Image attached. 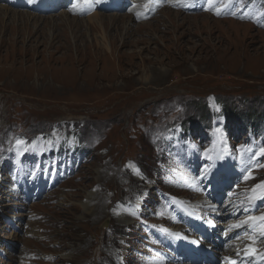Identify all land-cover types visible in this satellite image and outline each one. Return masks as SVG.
<instances>
[{
	"label": "rangeland",
	"instance_id": "374dc122",
	"mask_svg": "<svg viewBox=\"0 0 264 264\" xmlns=\"http://www.w3.org/2000/svg\"><path fill=\"white\" fill-rule=\"evenodd\" d=\"M66 14L88 24L77 39L61 27ZM11 15L0 33V264H189L157 251L171 253L152 229L174 225L171 200L225 213L185 168L183 130L200 159L258 153L261 167L241 184H264V0H237L222 17L166 6L142 22L36 14L44 20L30 36ZM40 161L70 173L25 204L13 174Z\"/></svg>",
	"mask_w": 264,
	"mask_h": 264
},
{
	"label": "bare ground",
	"instance_id": "6f19581e",
	"mask_svg": "<svg viewBox=\"0 0 264 264\" xmlns=\"http://www.w3.org/2000/svg\"><path fill=\"white\" fill-rule=\"evenodd\" d=\"M12 13V22H16L17 19L18 21H22L21 19L24 20V23L22 22L21 24H24V27H22L23 29V35H35L37 32L40 31L41 28V22H43L44 19L40 18L38 15H33L32 12L26 11V10H12L11 7H5V8H1L0 7V33L2 34V36H4L6 34V31L9 28V23H7L4 20L5 15H10ZM67 15V14H66ZM101 17H103V15H100ZM63 19L61 24V27H64L63 31H68V30H72L73 33V37L74 39L79 38V36L77 35V31L80 30L81 28H86V26L88 25L86 23V20L83 19H76V18H72L71 16H61ZM50 19V18H49ZM52 19V18H51ZM15 27V26H14ZM21 27L15 28L13 29L14 34H21L20 31ZM33 30V31H32ZM53 36V40L54 41L56 38L54 37V33L52 34ZM59 36V35H58ZM125 44V42H124ZM165 88V87H164ZM117 223V222H116ZM124 225L129 226L131 224V222H129L128 220H124L123 222ZM112 224V223H111ZM105 226L108 225V222H105L104 224Z\"/></svg>",
	"mask_w": 264,
	"mask_h": 264
},
{
	"label": "snow or ice",
	"instance_id": "6c2138e0",
	"mask_svg": "<svg viewBox=\"0 0 264 264\" xmlns=\"http://www.w3.org/2000/svg\"><path fill=\"white\" fill-rule=\"evenodd\" d=\"M29 2H32V0H29ZM86 2H87V0H86ZM185 6H188V5H185ZM17 143L22 144L24 142L23 141H17ZM261 154L264 155V149H261ZM257 187L264 188V184L258 185ZM261 198H264V197H261ZM259 220L264 222V217H260ZM253 222H254V220H253ZM261 258L264 259V257H261Z\"/></svg>",
	"mask_w": 264,
	"mask_h": 264
}]
</instances>
